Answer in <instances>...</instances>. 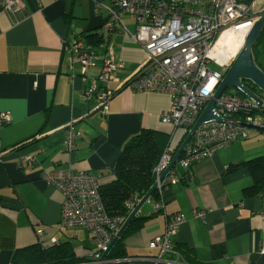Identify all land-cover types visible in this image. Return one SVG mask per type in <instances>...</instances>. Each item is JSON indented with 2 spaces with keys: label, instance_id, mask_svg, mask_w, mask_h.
<instances>
[{
  "label": "crops",
  "instance_id": "0c3cea01",
  "mask_svg": "<svg viewBox=\"0 0 264 264\" xmlns=\"http://www.w3.org/2000/svg\"><path fill=\"white\" fill-rule=\"evenodd\" d=\"M113 5L112 0H25L17 16L0 12V113L11 117L0 128V264H13L16 253L35 245L49 248L60 242L88 259L87 231L61 226L63 196L43 172H90L107 183L132 136L142 129L173 131L161 119L172 107L168 93L121 89L106 113L99 111L97 98L83 96L110 49L122 65L112 87L135 74L146 59L130 38L134 17L125 14L121 23L109 26ZM95 31L108 37L105 44L87 45L86 37ZM77 40L94 53L87 76L73 50ZM255 62L264 71V51ZM72 123L80 137L66 152L65 129ZM32 139L27 147L13 149ZM262 155L264 132L250 129L247 138L194 163L190 174L178 164L179 181L166 189L164 210L154 213L151 199L139 212L146 221L126 238L128 257L157 255L160 248H150L151 242L164 234L170 217L183 214L185 222L172 240L189 264H264V194L245 195L254 181L244 165ZM201 210L204 221L195 216Z\"/></svg>",
  "mask_w": 264,
  "mask_h": 264
},
{
  "label": "built area",
  "instance_id": "2783aa9c",
  "mask_svg": "<svg viewBox=\"0 0 264 264\" xmlns=\"http://www.w3.org/2000/svg\"><path fill=\"white\" fill-rule=\"evenodd\" d=\"M112 1L114 5L108 8L109 26L114 22L121 23L125 14L134 17L137 25L130 38L145 51L146 59L135 74L112 87L116 72L122 65L110 49L99 75L90 80L83 96L86 100L97 98L99 111L105 113L108 112L111 98L121 89L165 92L172 97V107L162 113L161 119L163 123L174 127L173 143L164 150L154 168L158 198H150L152 211L159 213L165 208L166 189L179 181L175 168L161 179L176 155L175 144L180 135L178 129L189 134L237 55L220 62L212 51L227 31L242 33L245 38L255 23L262 19L264 0ZM24 2L25 0H0V12L17 16L23 9ZM73 50L82 65V74L87 76L89 68L94 65L93 51L81 40L76 41ZM261 101L260 104L246 97L223 93L214 108L215 114L222 120L213 119L199 126L177 165L180 164L187 171L197 161L211 157L219 150L247 138L250 129L242 124L264 128V94ZM10 123V115L0 113V128ZM73 124L65 129L66 152L73 151L80 137V132L74 129ZM34 163V159H28L29 166ZM43 177L63 196L61 226L67 229H85L88 233L92 250L84 264H103L102 256L110 249L114 238L143 197H135L127 202L126 216L110 218L99 192L98 175L55 168L44 171ZM195 216L204 221L206 211H197ZM184 222L183 214L168 219L164 234L155 237L150 244V248H160L157 255L128 257L120 262L189 264L182 259L172 240Z\"/></svg>",
  "mask_w": 264,
  "mask_h": 264
},
{
  "label": "trees",
  "instance_id": "16d2710c",
  "mask_svg": "<svg viewBox=\"0 0 264 264\" xmlns=\"http://www.w3.org/2000/svg\"><path fill=\"white\" fill-rule=\"evenodd\" d=\"M87 45L100 46L107 42L108 37L103 33L95 31L86 37ZM264 51V27L253 47L254 59ZM254 91L256 88L248 85ZM259 93V91H258ZM233 95V94H232ZM235 96L244 97L237 92ZM240 117V116H238ZM174 130V128H173ZM172 132L161 130L142 129L138 134L132 136L124 145L121 155L111 171V180L107 183H100V195L110 218L126 216L128 214L127 202L132 201L135 197H144L155 184L154 168L160 161L164 150L168 145H172ZM188 136L184 132L175 144V152L179 151L183 142ZM172 138V139H171ZM35 139L22 142L13 149L20 150L32 144ZM244 165L250 171L254 184L245 190L247 197L260 196L264 194V155L244 162ZM192 169L187 170L190 174ZM157 200L158 193L152 196ZM146 221L145 217H136L122 238L113 247L107 257V264H123L119 262L128 257L125 240L137 232ZM24 251V252H23ZM189 262H193L191 252L185 248L182 249ZM88 259L79 257L75 248L69 243L60 242L59 245L52 247H43L35 245L27 250L16 253L13 257V264H84Z\"/></svg>",
  "mask_w": 264,
  "mask_h": 264
},
{
  "label": "water",
  "instance_id": "95a60500",
  "mask_svg": "<svg viewBox=\"0 0 264 264\" xmlns=\"http://www.w3.org/2000/svg\"><path fill=\"white\" fill-rule=\"evenodd\" d=\"M264 27V15L260 21H257L250 32L245 36V42L243 46L239 49L236 58L233 60L232 65L228 72L226 73L224 79L222 80L221 84L219 85L215 95L210 100L207 107L204 109L203 113L201 114L200 118L193 126L191 131L189 132L187 138L183 142L182 146L180 147L179 151L175 155L172 163L168 167V169L163 173L161 179L165 178L172 169L176 168L178 160L181 158L186 146L191 141L192 137L194 136L196 130L199 126L208 122L210 120L216 119L221 121L222 119L218 117L215 112V104L217 99L226 92L228 88H234L237 92L243 94L244 97L248 99H252L258 103H262L261 96L264 94V71L260 69L254 59L253 55V47L257 42L262 29ZM248 85L256 88L258 91H254ZM242 126L247 127L249 129L258 130L264 132V128L255 127L253 125L242 124ZM157 183H155L150 191L141 199L138 203L136 208L132 211L129 215L125 223L123 224L122 228L114 238L110 249L104 253L102 256L103 264H107L108 261L107 257L113 247L117 244V242L122 238L132 221L138 216L139 212L143 208V206L149 202L150 198L156 192Z\"/></svg>",
  "mask_w": 264,
  "mask_h": 264
},
{
  "label": "bare ground",
  "instance_id": "6f19581e",
  "mask_svg": "<svg viewBox=\"0 0 264 264\" xmlns=\"http://www.w3.org/2000/svg\"><path fill=\"white\" fill-rule=\"evenodd\" d=\"M244 42L245 39L242 33L227 31L221 36L212 54L216 55L220 62H225L229 57L237 54Z\"/></svg>",
  "mask_w": 264,
  "mask_h": 264
},
{
  "label": "rangeland",
  "instance_id": "374dc122",
  "mask_svg": "<svg viewBox=\"0 0 264 264\" xmlns=\"http://www.w3.org/2000/svg\"><path fill=\"white\" fill-rule=\"evenodd\" d=\"M133 34V33H132ZM235 57V55L233 56V57H229L230 59H233ZM228 58V59H229ZM227 59V60H228ZM214 67V66H213ZM256 91H258V90H256ZM226 93H229V94H233V95H236L237 94V90L236 89H234V88H228L227 90H226ZM182 131V129H178V133H180ZM182 167V166H181ZM183 168V167H182ZM184 169V168H183ZM74 245L77 247L78 246V241L76 242V243H74ZM123 264H125V263H123Z\"/></svg>",
  "mask_w": 264,
  "mask_h": 264
}]
</instances>
